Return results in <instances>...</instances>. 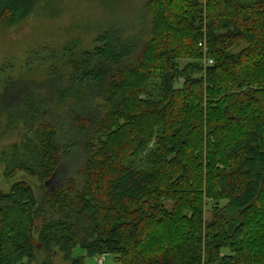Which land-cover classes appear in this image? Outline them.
Segmentation results:
<instances>
[{
    "label": "trees",
    "instance_id": "trees-1",
    "mask_svg": "<svg viewBox=\"0 0 264 264\" xmlns=\"http://www.w3.org/2000/svg\"><path fill=\"white\" fill-rule=\"evenodd\" d=\"M40 1L0 0V20ZM49 60L0 95L19 134L5 177L43 184L0 192V264H84L77 247L114 264H264V0H147L138 29L110 24Z\"/></svg>",
    "mask_w": 264,
    "mask_h": 264
},
{
    "label": "rangeland",
    "instance_id": "rangeland-1",
    "mask_svg": "<svg viewBox=\"0 0 264 264\" xmlns=\"http://www.w3.org/2000/svg\"><path fill=\"white\" fill-rule=\"evenodd\" d=\"M146 1L118 0L108 7L99 0H64L57 6H53L48 0H41L33 13L19 23L12 24L6 18L1 19L0 95L10 80H41L51 63L49 59L52 53L59 52L70 43H75L82 49H91L97 34L110 24H126L128 28L138 29ZM205 1L200 0L202 4ZM47 2L50 5H46ZM181 85L182 81L177 87ZM18 139V132H9L7 116L0 108V192L7 193L14 183L23 181L39 196L43 184L36 177L24 173L9 179L5 177L2 152ZM65 176V170L59 171L53 179L47 181L46 189L53 191L63 183ZM205 218H210L209 207L206 208ZM73 257H83L84 264H96V258L86 256L78 247L74 249ZM54 263L69 264L62 260L61 255L56 256ZM104 264H114L113 257L105 255Z\"/></svg>",
    "mask_w": 264,
    "mask_h": 264
},
{
    "label": "built area",
    "instance_id": "built-area-1",
    "mask_svg": "<svg viewBox=\"0 0 264 264\" xmlns=\"http://www.w3.org/2000/svg\"><path fill=\"white\" fill-rule=\"evenodd\" d=\"M199 46H201V44H199ZM211 63V61H209V64ZM104 260H105V255H102L98 258H96V264H104Z\"/></svg>",
    "mask_w": 264,
    "mask_h": 264
},
{
    "label": "water",
    "instance_id": "water-1",
    "mask_svg": "<svg viewBox=\"0 0 264 264\" xmlns=\"http://www.w3.org/2000/svg\"><path fill=\"white\" fill-rule=\"evenodd\" d=\"M49 181H50V180H49ZM47 183H48V182H46V184H45V185H47Z\"/></svg>",
    "mask_w": 264,
    "mask_h": 264
}]
</instances>
